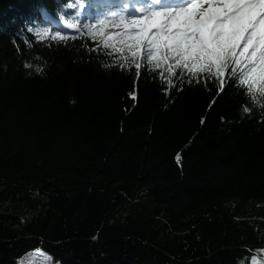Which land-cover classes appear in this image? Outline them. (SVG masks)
<instances>
[{"label":"trees","instance_id":"trees-1","mask_svg":"<svg viewBox=\"0 0 264 264\" xmlns=\"http://www.w3.org/2000/svg\"><path fill=\"white\" fill-rule=\"evenodd\" d=\"M104 2L0 0V264H254L264 99L147 41L137 78Z\"/></svg>","mask_w":264,"mask_h":264},{"label":"snow or ice","instance_id":"snow-or-ice-1","mask_svg":"<svg viewBox=\"0 0 264 264\" xmlns=\"http://www.w3.org/2000/svg\"><path fill=\"white\" fill-rule=\"evenodd\" d=\"M162 4L163 0H145V5L109 18L127 21L123 36L129 42L137 78L141 64L135 61L147 41L149 64L157 60L156 66H160L162 49L166 50L165 63L171 58L177 67L183 65L189 71L215 69L218 77L224 76L231 63L235 67L230 75H235L251 101L259 103L264 99V0H185L178 7H159ZM124 7L127 9V5ZM106 22L101 20L99 25ZM123 59L127 62L128 57ZM168 84L174 86L171 81ZM224 84L221 79L220 92H224Z\"/></svg>","mask_w":264,"mask_h":264},{"label":"rangeland","instance_id":"rangeland-1","mask_svg":"<svg viewBox=\"0 0 264 264\" xmlns=\"http://www.w3.org/2000/svg\"><path fill=\"white\" fill-rule=\"evenodd\" d=\"M134 3L135 2L132 1L130 4H128L127 9L122 8L123 13L131 12L132 9L134 8ZM205 7H207V5H205ZM125 23H127V21L121 22L117 19L113 21V27L117 29L118 31H125V27H124ZM253 263L254 264H264V249L259 250L257 252L253 260ZM18 264H59V263H55L54 261H52L51 257L47 253H44L40 250H36L22 257L19 260Z\"/></svg>","mask_w":264,"mask_h":264}]
</instances>
